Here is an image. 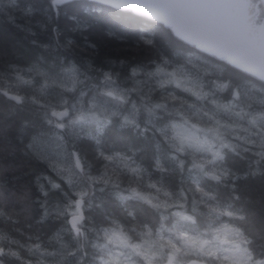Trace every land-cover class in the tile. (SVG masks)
Returning a JSON list of instances; mask_svg holds the SVG:
<instances>
[{
	"label": "snow or ice",
	"instance_id": "snow-or-ice-1",
	"mask_svg": "<svg viewBox=\"0 0 264 264\" xmlns=\"http://www.w3.org/2000/svg\"><path fill=\"white\" fill-rule=\"evenodd\" d=\"M0 19V264H264V0Z\"/></svg>",
	"mask_w": 264,
	"mask_h": 264
},
{
	"label": "trees",
	"instance_id": "trees-1",
	"mask_svg": "<svg viewBox=\"0 0 264 264\" xmlns=\"http://www.w3.org/2000/svg\"><path fill=\"white\" fill-rule=\"evenodd\" d=\"M0 3H2L5 7H7V0H0ZM71 26H72L71 21H67V20L61 21V28L65 29V31L67 30V28H69ZM97 26L100 27L102 30H106V29H111L113 31L117 30V26L115 25L114 22L103 21V22L99 23ZM0 33L4 34L6 36L13 34V29L3 19H0ZM67 34L70 36H73L74 38L79 39V33L67 32Z\"/></svg>",
	"mask_w": 264,
	"mask_h": 264
}]
</instances>
